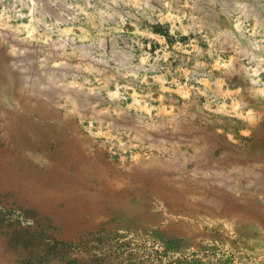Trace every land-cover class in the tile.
Masks as SVG:
<instances>
[{"label": "rangeland", "instance_id": "374dc122", "mask_svg": "<svg viewBox=\"0 0 264 264\" xmlns=\"http://www.w3.org/2000/svg\"><path fill=\"white\" fill-rule=\"evenodd\" d=\"M43 256L264 264V0H0V264Z\"/></svg>", "mask_w": 264, "mask_h": 264}, {"label": "trees", "instance_id": "16d2710c", "mask_svg": "<svg viewBox=\"0 0 264 264\" xmlns=\"http://www.w3.org/2000/svg\"><path fill=\"white\" fill-rule=\"evenodd\" d=\"M167 37V36H165ZM30 257V256H29ZM46 256L40 257V258H34L36 260H32L28 258L27 260L23 261L21 264H45L46 263ZM77 263L76 260H70L67 264H75Z\"/></svg>", "mask_w": 264, "mask_h": 264}]
</instances>
